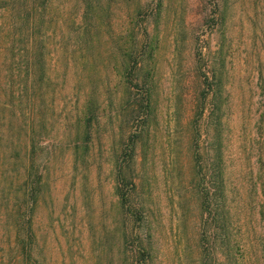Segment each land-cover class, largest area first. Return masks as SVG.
Instances as JSON below:
<instances>
[{
  "label": "rangeland",
  "instance_id": "374dc122",
  "mask_svg": "<svg viewBox=\"0 0 264 264\" xmlns=\"http://www.w3.org/2000/svg\"><path fill=\"white\" fill-rule=\"evenodd\" d=\"M38 2L32 248L23 263L17 133L1 114L0 264H230L220 241L202 256L207 200L231 223L232 264H264V0ZM122 165L140 220L116 193Z\"/></svg>",
  "mask_w": 264,
  "mask_h": 264
},
{
  "label": "trees",
  "instance_id": "16d2710c",
  "mask_svg": "<svg viewBox=\"0 0 264 264\" xmlns=\"http://www.w3.org/2000/svg\"><path fill=\"white\" fill-rule=\"evenodd\" d=\"M38 0H0L1 12V27H0V115H4L10 124H13L17 133V143L14 157L17 159L16 163L19 167L18 181L19 194L21 204L26 206L25 209H20L19 224H18V243L20 246L21 260L26 263L30 260V251L32 246L31 236V214L32 208L30 205L38 198L39 191L36 192L38 184H41V169H36V156L39 141L38 125L35 121V89L36 87H45L49 82L46 75V59L40 55H35V40L36 21L40 19L43 22L46 12L47 2L38 5ZM37 4V5H36ZM3 10V11H2ZM43 39H39V43H43ZM134 87H129L131 91ZM135 94V93H134ZM140 99H136L137 96ZM128 105L125 101L120 106L121 113ZM143 91L134 96V105L132 107V114L136 119L143 120V115L149 116L152 114L150 110V102L143 107ZM96 109L88 108V116L95 114ZM148 114V115H147ZM262 121L264 117H262ZM137 131V130H136ZM137 134V133H136ZM138 135V134H137ZM137 135H134L131 140L132 145ZM135 146L130 147L132 159V152ZM42 165L45 163L42 162ZM124 165L118 167L116 193L119 197L121 208L125 213H129L135 220L141 219V211L137 208L141 203L136 195L142 199L138 192V185L123 170ZM221 195L224 194V189L218 188ZM210 200V198H209ZM264 204V203H263ZM207 211L213 217L214 234L213 241H206L202 236L204 244H202V256L205 259L210 258L213 246L217 247L218 241L220 245L225 246L223 254L227 256L228 263L236 262V257L231 249L230 232L228 226H231L229 219L220 217L218 213H213L211 210L212 202H206ZM264 206V205H263ZM261 206V208H263ZM210 207V208H209ZM223 229L220 231V228ZM217 235V236H216ZM263 235L260 234L259 237ZM211 259V258H210Z\"/></svg>",
  "mask_w": 264,
  "mask_h": 264
}]
</instances>
